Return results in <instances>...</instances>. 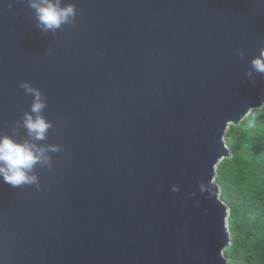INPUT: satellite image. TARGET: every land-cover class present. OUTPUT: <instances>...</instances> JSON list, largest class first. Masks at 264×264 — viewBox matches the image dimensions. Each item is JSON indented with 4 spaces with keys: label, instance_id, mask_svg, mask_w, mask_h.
<instances>
[{
    "label": "water",
    "instance_id": "water-1",
    "mask_svg": "<svg viewBox=\"0 0 264 264\" xmlns=\"http://www.w3.org/2000/svg\"><path fill=\"white\" fill-rule=\"evenodd\" d=\"M69 2L53 36L27 0H0V133L29 110L27 80L53 124L42 143L63 146L39 189L0 179V264H230L217 167L264 106V76L245 75L264 0Z\"/></svg>",
    "mask_w": 264,
    "mask_h": 264
},
{
    "label": "trees",
    "instance_id": "trees-1",
    "mask_svg": "<svg viewBox=\"0 0 264 264\" xmlns=\"http://www.w3.org/2000/svg\"><path fill=\"white\" fill-rule=\"evenodd\" d=\"M216 181L229 206L230 264H264V106L229 129Z\"/></svg>",
    "mask_w": 264,
    "mask_h": 264
},
{
    "label": "clouds",
    "instance_id": "clouds-1",
    "mask_svg": "<svg viewBox=\"0 0 264 264\" xmlns=\"http://www.w3.org/2000/svg\"><path fill=\"white\" fill-rule=\"evenodd\" d=\"M28 7L34 12L36 28L42 33L56 35L64 25H74L77 8L69 0H27ZM12 7L11 2L7 5ZM53 50L47 49L51 55ZM239 58L244 59L243 50H238ZM250 67L245 75L252 79L254 74L264 76V43L259 48V54L248 61ZM19 87L25 95L32 97L29 110L23 112L19 120L11 126V133H0V179L13 187L35 185L40 187V178L35 171L40 168L52 169V153L60 152L62 145L42 143L48 139V131L53 127L44 113L47 100L40 90L29 81H21ZM24 136L17 138L20 129ZM174 191L176 189H173Z\"/></svg>",
    "mask_w": 264,
    "mask_h": 264
},
{
    "label": "rangeland",
    "instance_id": "rangeland-1",
    "mask_svg": "<svg viewBox=\"0 0 264 264\" xmlns=\"http://www.w3.org/2000/svg\"><path fill=\"white\" fill-rule=\"evenodd\" d=\"M233 126V125H232ZM224 202H226L225 200H224ZM226 204H227V202H226ZM228 226H229V218H228ZM230 227V226H229ZM229 230H230V228H229ZM230 236H231V242H232V240H233V236H232V232H231V230H230ZM228 258V257H227ZM228 260H229V258H228ZM230 263V262H229Z\"/></svg>",
    "mask_w": 264,
    "mask_h": 264
}]
</instances>
